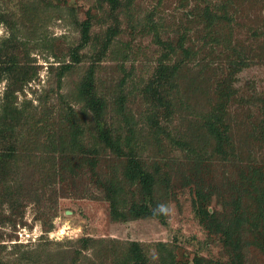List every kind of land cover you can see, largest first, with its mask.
I'll use <instances>...</instances> for the list:
<instances>
[{
    "label": "trees",
    "instance_id": "16d2710c",
    "mask_svg": "<svg viewBox=\"0 0 264 264\" xmlns=\"http://www.w3.org/2000/svg\"><path fill=\"white\" fill-rule=\"evenodd\" d=\"M55 1L57 5L67 2ZM104 1L107 7L98 6L99 10L112 24L104 29V40H101L95 59L107 51L111 38L118 33V15L129 12L132 0ZM177 1L181 8L190 6L183 17L184 26L174 35L161 36L160 22L155 21L151 14L131 25L132 30L133 26H138L140 35L149 34L152 44L157 47L150 71L138 78L137 93L144 102L135 111L138 118L124 103L125 92L119 90L111 103L99 93L91 60L75 91L80 115L65 103L61 131L51 136L44 134L40 143L28 136L31 132H38L41 118L36 120L34 115L14 104V92L21 90L30 78L28 70L20 66L15 52H3L6 41L0 42V53L4 54L0 72L5 71L9 80L0 104V264H64L62 253L58 255L60 251H49L43 244L22 248L24 245L12 243V248L6 251L5 244L1 243L3 236L11 238L14 235L11 232L5 236L1 228L5 224L14 226L21 219L18 217H21L26 200L34 190L33 193L36 192L32 188H36L37 161L41 163L42 158L50 157L53 165H57V168H52L57 181H63L62 173L66 171L72 177L77 169L87 172L88 180L107 202L113 221L153 217L163 222V209L158 203L160 195L169 193L171 185L191 187L195 216L208 232L220 235L230 255V259L223 262H211L200 256L189 260L182 254L176 259L173 245L158 242L155 263H152L138 242L128 241L114 249L111 247L106 254L107 258L112 257L109 264H243L242 250L246 246L257 248L264 264V160L249 164L251 158L246 157L248 162L239 171L237 182L232 185L234 190L230 197H225L226 210L220 213L210 209L209 202L213 196L221 197L222 193L205 181L204 172L207 169L205 161L211 157L220 160L235 157L229 109L236 100H243L237 95L233 83L242 68L255 61L264 62V32H253L256 37L263 36L257 42L254 40V46L239 45L232 40L239 17V6L235 0ZM241 1L244 3L246 0ZM84 14L81 21L74 19L79 43L68 51L73 63L85 59L88 53V49L79 53L90 43V8ZM189 30L193 31L190 35ZM7 38L8 41L14 39L13 30ZM193 60L195 69L189 66ZM70 65L63 62L58 65L57 82ZM194 95L200 97L201 103L195 102V105L189 101ZM110 106L116 113L117 124L121 125L115 126L106 119ZM59 109L62 111V107ZM252 115L251 110H246L240 122L246 124V141L259 147L264 142V98L259 100L258 115ZM175 116L178 120L171 126ZM122 126L126 128L125 133L119 129ZM36 143L46 150V156L41 159H36V154L30 152L29 147L36 148ZM148 148L152 149L151 157L142 154ZM174 149L182 151V156L173 157ZM241 149L239 146L238 152ZM54 155L58 157L57 162ZM108 161L114 162L110 169H107ZM43 175L46 176L38 172L39 182L43 181ZM49 184L43 183L41 187ZM43 240L45 242L46 238L40 234L37 241ZM77 241L82 248L89 249V238ZM62 251L74 252L68 264H82L83 261L79 263L78 248L71 250L66 247Z\"/></svg>",
    "mask_w": 264,
    "mask_h": 264
},
{
    "label": "rangeland",
    "instance_id": "374dc122",
    "mask_svg": "<svg viewBox=\"0 0 264 264\" xmlns=\"http://www.w3.org/2000/svg\"><path fill=\"white\" fill-rule=\"evenodd\" d=\"M30 1L31 6L28 5L29 0H0V42L6 41L3 52H15L20 60V66L28 70L27 76L30 78L22 85L21 90L14 92L16 96L14 104L23 107L30 115H34L36 120L41 118L44 124L39 122L38 132H31L28 136L38 143L44 140V134L48 133L51 136L52 133L57 134L61 131L60 124H64L61 114L65 111L63 110L66 108L65 103L80 115V104L75 99V91L91 60H93L91 65L99 93L104 94L108 103H111L119 90L125 92L124 103L137 119L135 111L144 103L137 93L138 78L150 71L157 47L152 44L149 34L140 35L138 26H133L132 30L131 25H134L136 20L151 14L155 21L160 22L161 36L174 35V32L184 26L183 17L190 6L181 8L177 5V0H132L129 12L118 15V33L111 38L107 51L95 59L99 53L101 40L102 42L104 40V29L112 24L106 14L99 10V7L104 9L107 7L104 0H66L68 6L64 2L57 5L55 0ZM235 2L239 6V17L238 27L234 31L232 40L239 45L254 46V40L257 39V42L263 37H256L253 32L256 31V34L264 32V0H246L244 3L235 0ZM70 8L73 11H70L72 10ZM87 8H90L92 14L90 43L79 53L87 52V49L88 53L85 59L73 63L70 61L68 51L79 43L78 28L74 19L77 22L81 21L85 17L84 12ZM11 30L14 39L8 41L7 35ZM192 32L189 30V35ZM3 60L4 54L0 53V65ZM62 62L71 64V67L57 82L56 72ZM189 66L195 69V60ZM8 81V74L1 71L0 104ZM233 85L237 95L243 100L242 102L236 100L229 109L231 130L237 150L235 157L229 160L211 157V160L205 161L207 165L204 171L205 181L215 185L222 193L221 197L211 198L209 208L218 210L219 213L226 210L225 197H230V193L234 190L232 185L237 182L242 166L248 162L246 157L251 158L249 164H258L264 160V142L259 147L253 143L249 144L244 135L247 130L246 124L240 122L243 121L242 114L246 110H251L253 115L259 113V100L264 98V62L255 61L242 68L235 75ZM198 98H200L198 95H194L189 101L196 105L195 102L201 103ZM112 109L113 107L110 106L106 119L115 126L121 125L122 123L117 124L118 119ZM83 118L88 121L87 116ZM177 120L175 116L171 126L176 124ZM119 129L125 133L124 126ZM22 137H25V134L22 133ZM239 146H242L240 152H238ZM29 148L32 150L30 152L36 154V159L46 156L44 146L36 143V148L33 146ZM151 150L148 148L143 151V156L151 157ZM246 151L250 154L248 155ZM172 154L177 158L182 156L183 152L174 149ZM57 159V155H54L55 162ZM41 160L42 165L40 160L36 163L39 170L36 171V188H32L36 189V192L33 193L34 190L26 200L21 217H18L21 219L14 226L5 224L1 228L5 236L14 233L11 238L3 236L1 243L5 244L6 251L12 248V243L24 245L22 248H35L43 244L49 251H60L58 255L62 253L64 264H68L74 252L63 253L62 250L66 247L71 250L78 248L79 263L83 261L82 264H98V262L109 264L112 257L107 258L106 254L112 246L114 249L116 245L136 241L152 263H155L158 242L173 245L176 259L180 258V254L189 260L194 256H200L211 262L230 259L229 250L224 247L220 235L208 232L195 216L191 187L171 185L169 193L168 191L164 195L158 193L162 194L158 203L159 208L163 209V222L153 217L113 221L109 216L107 202L101 198L98 189L91 184L92 181L88 180L86 171L81 172L77 169L73 172L75 177H72L69 171L63 172V181L60 182L52 174L53 166L57 168V165H53L51 157ZM114 162H106L107 169H110ZM38 172L46 174L43 175L45 177L42 178V182H39ZM25 173L29 174V172ZM43 183L50 184L42 188ZM40 234L46 238L45 242L37 241ZM80 238L90 239L89 249L85 250L81 247L77 241ZM242 261L243 264H263V257L257 248L246 246L242 250Z\"/></svg>",
    "mask_w": 264,
    "mask_h": 264
}]
</instances>
